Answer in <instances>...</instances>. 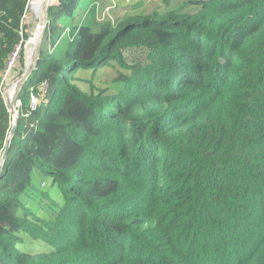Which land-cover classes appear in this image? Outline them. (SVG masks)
Wrapping results in <instances>:
<instances>
[{
    "label": "trees",
    "instance_id": "16d2710c",
    "mask_svg": "<svg viewBox=\"0 0 264 264\" xmlns=\"http://www.w3.org/2000/svg\"><path fill=\"white\" fill-rule=\"evenodd\" d=\"M29 1L0 0V158ZM113 8L46 11L56 47L0 171V264H264V0L100 21Z\"/></svg>",
    "mask_w": 264,
    "mask_h": 264
},
{
    "label": "rangeland",
    "instance_id": "374dc122",
    "mask_svg": "<svg viewBox=\"0 0 264 264\" xmlns=\"http://www.w3.org/2000/svg\"><path fill=\"white\" fill-rule=\"evenodd\" d=\"M32 1L33 0H30L29 3H31ZM190 1H197V0H172L171 5L168 8L164 6L165 0H110V3H111V5H115V6L118 2L123 3L124 9H126L129 13L132 12L129 10V6H135V7L143 6L144 7V8H142L143 10L139 14L148 15L149 13L154 12V11L158 12V13H162V14H164V13L167 14L170 11L179 9V7H181L184 3L190 2ZM52 3H54V0L52 1ZM55 4H57V3H55ZM41 6H42V4H41ZM51 6H49V7H51ZM111 15H112L111 10H106L104 13L99 15L100 21H103L105 19H109L110 21H114L115 19L113 17H111ZM120 16L121 15H119V18H120ZM125 16L127 17V15H125ZM38 17H39V15H38ZM37 22H38V18L35 17L31 12H29L28 8H27V11L25 12L24 20H23V24L25 26L24 32L27 35L26 43L29 41L30 38H34V40H35L36 34L38 32ZM34 23H36L37 26H35L36 28L33 30L34 25H35ZM45 25H46V20H45ZM44 30H45V28H44ZM44 30H43V37H42L39 49H46V50L52 51L53 49H55L56 45L52 46V44L48 43V41L44 38ZM25 48L26 47L24 46L23 69L19 72L16 70V68H11V69H9L8 74L3 79L4 83L2 86V94H3V97L5 99L6 105H7V97L5 95L6 90L11 85H15V83L21 78L22 74L25 71V66H26L25 65V63H26ZM87 76H88L87 74L81 75V77H87ZM19 105H20V103L18 101H16L15 105H14L15 110L18 109ZM36 106H37V101H34L33 104H31V108L34 109Z\"/></svg>",
    "mask_w": 264,
    "mask_h": 264
},
{
    "label": "water",
    "instance_id": "95a60500",
    "mask_svg": "<svg viewBox=\"0 0 264 264\" xmlns=\"http://www.w3.org/2000/svg\"><path fill=\"white\" fill-rule=\"evenodd\" d=\"M26 11H27V8H26ZM41 25H42L43 30H44L45 22H42ZM41 40H42V37L39 36L36 44L34 45L32 60H31V62L29 63L28 66H25L24 73L22 74L21 78L14 85L15 90H14V96H13V99H12L11 103L6 105L7 108H8V112H9V114L11 116V119H12V114L14 113L13 107L15 105V102L18 101L19 93L22 90L23 86L26 84L28 78L30 77L31 73L33 72V70L35 69V66L37 64L38 57H39V47H40ZM17 121H18V111L15 110V116H14V119L12 120V122H11V129H10V131L8 133V137H7L6 141H5L4 149H3V152H2V155H1V158H0V171H1L2 164L5 161V158H6L7 154H8L10 143H11V139H12L14 133H15V130H16Z\"/></svg>",
    "mask_w": 264,
    "mask_h": 264
},
{
    "label": "bare ground",
    "instance_id": "6f19581e",
    "mask_svg": "<svg viewBox=\"0 0 264 264\" xmlns=\"http://www.w3.org/2000/svg\"><path fill=\"white\" fill-rule=\"evenodd\" d=\"M52 1L53 0H33L31 3H29L27 5L28 11L31 12L35 17L38 18V22H37L38 32L36 34L35 40H34V38H30L29 41L25 44V47H26L25 48V54H26L25 65L26 66H28L32 60L34 45L36 44L39 36L43 37V27H42L41 23L45 22L46 10L49 6H51L53 4ZM41 4H42V6H41ZM38 15H39V17H38ZM14 90H15L14 85H11L6 90L5 95L7 97V104L11 103L13 96H14ZM13 110H14V113L12 114V120L14 119V116H15V107H13Z\"/></svg>",
    "mask_w": 264,
    "mask_h": 264
},
{
    "label": "crops",
    "instance_id": "0c3cea01",
    "mask_svg": "<svg viewBox=\"0 0 264 264\" xmlns=\"http://www.w3.org/2000/svg\"><path fill=\"white\" fill-rule=\"evenodd\" d=\"M102 3H105V4H109L110 3V0H98ZM124 4L121 3V2H118L115 5H113V9H111V17H113L115 20H119L120 18H124L126 17L125 15L127 16H131V15H136V14H139L142 12V8H144L143 6H138V7H135V6H129V10L132 11V12H128L126 9H124ZM126 6V5H125ZM129 14V15H128ZM119 15L120 18H119Z\"/></svg>",
    "mask_w": 264,
    "mask_h": 264
},
{
    "label": "built area",
    "instance_id": "2783aa9c",
    "mask_svg": "<svg viewBox=\"0 0 264 264\" xmlns=\"http://www.w3.org/2000/svg\"><path fill=\"white\" fill-rule=\"evenodd\" d=\"M107 10H109V9H107ZM110 10H111V9H110ZM105 11H106V10H105ZM18 52H19V49H17V50L13 53L12 58H11L10 62H9L8 65H7V69H6V71H5V74H4V76H3V79H4V77L8 74L9 69L12 68V66H13L14 63H15V61L18 59ZM34 101H36V100H35L34 98H32L30 104H33Z\"/></svg>",
    "mask_w": 264,
    "mask_h": 264
}]
</instances>
